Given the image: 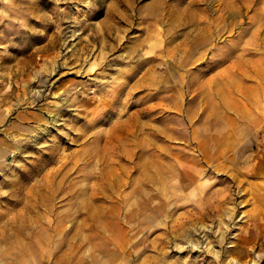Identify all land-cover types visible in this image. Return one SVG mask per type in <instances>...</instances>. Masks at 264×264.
I'll use <instances>...</instances> for the list:
<instances>
[{
    "label": "rangeland",
    "instance_id": "rangeland-1",
    "mask_svg": "<svg viewBox=\"0 0 264 264\" xmlns=\"http://www.w3.org/2000/svg\"><path fill=\"white\" fill-rule=\"evenodd\" d=\"M241 1L0 0V264H264Z\"/></svg>",
    "mask_w": 264,
    "mask_h": 264
},
{
    "label": "crops",
    "instance_id": "crops-1",
    "mask_svg": "<svg viewBox=\"0 0 264 264\" xmlns=\"http://www.w3.org/2000/svg\"><path fill=\"white\" fill-rule=\"evenodd\" d=\"M251 0H242L241 2L243 3V5L244 4H246V5H250L249 3H253L254 5H258V8L257 7H254L253 8V11H254V13H256L255 15H257V12L259 13V12H261L262 11V6L264 7V5H262V4H255V1L254 0H252V2H250ZM237 11V14L238 13H240V9H237L236 10ZM235 13V12H234ZM255 36H257V37H260V39H259V41L258 40H256L257 42H258V44H255L256 46H258V47H260L261 46V44H262V41H261V36H259V32H257L256 33V35ZM264 43V42H263ZM256 60L257 61H259V60H261L260 59V54L258 55V57H256ZM256 88V91H257V89L259 90V93L261 94V93H264V86H256L255 87ZM263 88V89H262ZM259 101H260V98H259ZM155 168L154 167H151V173H152V176L150 175V177H148V175L150 174L149 173V170L147 169V171L145 172V171H143L142 172V174L144 175V177H146V179L148 178L152 183L153 182H156V183H160V181H161V179H162V176L160 175V172H159V167L157 166L156 167V169H157V171H153ZM100 212V210H98V213ZM103 214H104V211L102 212Z\"/></svg>",
    "mask_w": 264,
    "mask_h": 264
}]
</instances>
